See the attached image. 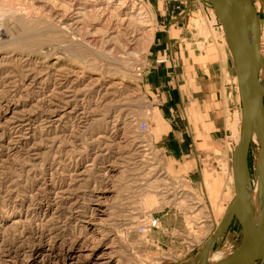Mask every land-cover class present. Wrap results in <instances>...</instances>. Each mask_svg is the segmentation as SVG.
Instances as JSON below:
<instances>
[{"label":"rangeland","instance_id":"1","mask_svg":"<svg viewBox=\"0 0 264 264\" xmlns=\"http://www.w3.org/2000/svg\"><path fill=\"white\" fill-rule=\"evenodd\" d=\"M161 118L191 124L192 146L155 141ZM241 122L207 0H0V264L195 263L234 196ZM188 150L179 176L167 157ZM241 239L234 221L214 259Z\"/></svg>","mask_w":264,"mask_h":264},{"label":"water","instance_id":"2","mask_svg":"<svg viewBox=\"0 0 264 264\" xmlns=\"http://www.w3.org/2000/svg\"><path fill=\"white\" fill-rule=\"evenodd\" d=\"M219 20L229 45L236 71L241 104V130L233 153L232 176L234 196L227 205L225 217L213 234L205 241L199 255L200 264H206L210 247L237 221L242 229L238 249L218 264H264V88L260 75L264 71V58L260 55V19L252 0H207ZM249 29L257 62L253 61L249 46ZM260 148L257 176L261 178L263 210L260 222L255 223L247 196L249 154L253 136Z\"/></svg>","mask_w":264,"mask_h":264},{"label":"crops","instance_id":"3","mask_svg":"<svg viewBox=\"0 0 264 264\" xmlns=\"http://www.w3.org/2000/svg\"><path fill=\"white\" fill-rule=\"evenodd\" d=\"M182 126V124H178V123H174L171 121H167L163 118H161V121L159 120V122L155 125V130L153 132V137L155 138V141H162L170 136H175V137H182V138H186L183 139V141L188 142L189 145L192 146L193 144V138L191 139V136L189 133H187V131L192 130V126L191 124H187V126H185L186 128L184 129ZM205 127V126H204ZM204 130H207V128H204ZM177 131H186V133L182 134V133H176ZM191 146H189L191 149ZM191 152L188 150L185 153L182 152L181 154H179L178 159H176L177 157L175 155H172L170 157L167 158H171L173 159V161L177 164H174L175 166H177V175L181 176L182 174H184L183 172H188V168H191L193 166V161L191 160ZM221 168H225V167H220L219 169L221 170ZM227 169V168H226ZM228 170V169H227ZM220 173V172H219ZM221 175H227L225 174H221Z\"/></svg>","mask_w":264,"mask_h":264},{"label":"bare ground","instance_id":"4","mask_svg":"<svg viewBox=\"0 0 264 264\" xmlns=\"http://www.w3.org/2000/svg\"><path fill=\"white\" fill-rule=\"evenodd\" d=\"M249 46H250V52H251V57L253 59V61L257 62V55L255 54L254 50H253V39H252V35H251V29H249ZM260 55L264 58V53L262 51V46L260 43ZM260 83H261V87L264 88V71L261 72L260 75ZM240 133V132H239ZM239 140V134H238V139H237V143ZM253 143H257V137L256 135L253 136ZM220 173H228L226 168H223L222 170H220ZM233 179V176H232ZM251 186L247 183V196L249 199V203L251 205L253 214H254V218H255V223L258 225L260 222V218L262 215V210H263V198H262V193H261V178L260 175H258V178L255 182V188L251 189ZM233 253H231L230 255H228L227 257H224L222 259L219 260H215L214 259V253H213V247H210L207 251V255H206V264H218L224 260H226L227 258H229ZM193 264H200V260L198 259L195 263Z\"/></svg>","mask_w":264,"mask_h":264},{"label":"built area","instance_id":"5","mask_svg":"<svg viewBox=\"0 0 264 264\" xmlns=\"http://www.w3.org/2000/svg\"><path fill=\"white\" fill-rule=\"evenodd\" d=\"M139 129L143 133H147L149 131V125L147 123H141ZM160 220L155 218L154 216H149L146 220L144 226L140 227L139 232L143 235H148L155 229L159 228Z\"/></svg>","mask_w":264,"mask_h":264}]
</instances>
